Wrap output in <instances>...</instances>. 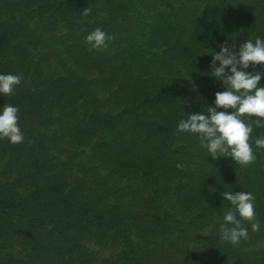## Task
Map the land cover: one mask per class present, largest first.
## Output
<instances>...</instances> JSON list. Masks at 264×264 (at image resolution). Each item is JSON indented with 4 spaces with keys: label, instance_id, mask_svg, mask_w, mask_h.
<instances>
[{
    "label": "rangeland",
    "instance_id": "obj_1",
    "mask_svg": "<svg viewBox=\"0 0 264 264\" xmlns=\"http://www.w3.org/2000/svg\"><path fill=\"white\" fill-rule=\"evenodd\" d=\"M255 1L55 0L66 4L56 9L41 0L32 5L0 0V74L23 77L14 94H0V99L19 108L25 137L15 145L0 139V264H15L16 258L48 264L47 254L54 257L51 264H130L135 257L146 259L145 264H221L211 237L224 215L199 189L204 179L224 191L254 193L260 231L245 222L247 240L232 245L222 239L221 244L245 264H264L261 182H247L229 157L213 159L192 133L168 142L141 140L132 154L101 149L103 143L135 137V119L120 118L127 105L116 81L127 75L107 78L116 55L136 49L148 61L166 54L173 67L153 70L154 77L177 87L173 93L181 107L206 115L205 109L215 106V93L227 90L211 75L213 55L225 42L236 46L234 36L209 37L208 32L226 20L225 6L245 15L255 11ZM85 8L90 15H82ZM198 19L208 26L197 30ZM255 25L248 27L255 33L251 39H264V27L257 31L263 24ZM97 27L115 37L107 50H91L85 42ZM175 47L182 48L180 53H173ZM179 58L198 62L201 70ZM245 71L264 69L257 65ZM135 105L143 115L149 111L147 103ZM95 111L105 113L107 123L94 118ZM113 117L119 118L108 119ZM142 159L157 163L144 168L138 163ZM256 160L264 174L263 151ZM177 164L195 180L185 200L178 189L186 181L174 173ZM43 209L66 212L71 219L59 227L43 223Z\"/></svg>",
    "mask_w": 264,
    "mask_h": 264
},
{
    "label": "clouds",
    "instance_id": "obj_2",
    "mask_svg": "<svg viewBox=\"0 0 264 264\" xmlns=\"http://www.w3.org/2000/svg\"><path fill=\"white\" fill-rule=\"evenodd\" d=\"M91 11L85 8L82 15L88 16ZM114 39V36L97 27L85 37V42L91 46V50L104 51ZM257 65L264 67V39L256 38L255 42L247 40L238 51L235 44L231 47L227 42L222 44L219 53L213 55L211 75L222 81L227 90L215 93V106L207 107L206 115L190 113L187 119L181 120L177 132L197 135L201 147L213 159L226 156L242 167L253 164L257 158L254 147L264 149V135L254 134L256 129L264 128V86H260L264 72L245 70L249 67L255 69ZM226 69L230 70V75ZM22 79V75L0 74V94H14ZM221 108L224 111H218ZM228 109H232L231 113ZM18 113L19 108L10 104H5L0 112V139L6 138L13 145L25 140L19 127ZM248 120L253 122H246ZM184 167L177 164V168ZM221 195L232 205L220 225L224 241L238 245L242 240H247L249 232L244 227L245 222L250 224L253 232L260 231L254 193L224 191Z\"/></svg>",
    "mask_w": 264,
    "mask_h": 264
},
{
    "label": "trees",
    "instance_id": "obj_3",
    "mask_svg": "<svg viewBox=\"0 0 264 264\" xmlns=\"http://www.w3.org/2000/svg\"><path fill=\"white\" fill-rule=\"evenodd\" d=\"M46 1L47 5H50L51 7H54L56 9H60L66 4L64 2L56 3L53 0H41V2ZM34 3V0H29V5H32ZM65 4V5H64ZM250 4V3H249ZM253 6L252 15L247 14V12L242 14V12L238 11L236 8H233V11H228L227 6H225L224 13L226 15V20L219 23V28H217L214 32L209 30L208 36L209 37H220L218 35H226L227 37L232 35L234 36V42L236 43V46H240L247 40H252L253 35L255 33H252L249 31L248 27H252L255 29L257 22L258 24L262 23L263 26L260 30H257L258 32L263 31L264 27V0H256L251 4ZM262 6V8H261ZM256 13H260L259 15L262 17H255ZM191 13H186L184 15L185 18H188V16ZM243 20V21H242ZM198 25H200L197 30H200L206 28L208 24H205L201 21V19H198ZM218 27V26H217ZM253 42L255 40H252ZM135 51L122 53L120 55H116L114 57L115 65H110V69L112 70L109 72L110 74L107 75V78L109 81L113 80V74L116 75V78H118V74L127 75L126 78H118L117 79V85L119 89H121L120 98L123 99L125 104L127 105V108L122 112L120 115V118H126V117H133L135 119V122L132 125V129L134 130V135L132 141L130 142H121V143H103L101 145V149L105 152H115L118 151L120 154L121 152H128V154H132L136 152V149L139 148V144L141 143V140H160L162 142H168L170 140L175 139L177 135H186L189 134L188 132H177V126L181 120H185L188 118L189 114L192 112L187 109L183 108L179 105L178 102V96L173 93V88H177L175 86H170L167 84V82L164 79L155 78L153 75V70L159 69L163 70L168 67H173L174 60L170 59L166 62L167 57L166 54L162 55V57H157L156 60H148L145 61V59L141 58L138 54V50L133 49ZM181 49H177L176 47L173 48V53H180L179 51ZM184 50L189 51L191 55H194V53L190 49V45H185ZM170 58V57H169ZM179 60H186V62L192 67L197 70H201L200 64L196 61H192L190 58L183 59L179 58ZM124 62L123 65H118L121 62ZM113 63V62H112ZM117 65V66H116ZM112 66V68H111ZM260 66V65H259ZM262 69L264 67L260 66ZM122 71V72H121ZM264 86V84L262 85ZM22 94L16 95V100L18 97L22 96ZM23 101H26L24 97H21ZM126 100L128 102H126ZM10 101V100H9ZM18 102V101H17ZM147 103L149 111L145 113V115L141 114V112L138 110V107L135 105V103ZM8 100H2L0 99V108L2 109L5 104H8ZM150 112H153L151 115ZM106 114L100 111H95L94 118H97L101 123H107L106 122ZM119 118V117H117ZM116 117L108 118L111 120L117 119ZM256 136L264 135V128L256 129L255 133ZM254 147V145H253ZM255 154L259 155L257 157H260V152L264 149H255ZM233 165L235 166L238 174L244 178L247 179V182H250L251 184L258 185L260 182V189L262 195L259 196L258 199V212L259 216L264 223V182L263 180V171L262 166L263 164L261 162H257V160L247 166L242 167L239 164H236L231 157H229ZM140 165H144V168L151 166L157 161L149 159L138 162ZM134 168V167H133ZM133 168H130L133 169ZM143 168V169H144ZM130 170H123V171H130ZM174 173L177 174L179 178L186 181L185 185H182L178 191L181 192L182 198L184 196V200L188 198V193L190 189L195 188V180L192 178L190 171L187 168H175ZM187 176V177H186ZM199 185V186H198ZM196 186L199 187L200 190L205 191L206 196H208V201H212L216 204V208L221 214H225L228 210L231 209L232 205L226 203L223 200V196L221 195L224 192V189L221 185H212L210 182L206 181L204 179L201 184H198ZM188 188H190L188 190ZM188 190V191H187ZM201 197V196H200ZM200 197L197 198V201L199 202ZM38 211V210H37ZM44 214L43 216V223H50L54 225L55 227H59L61 222L66 221L68 218L66 212L59 211V214L56 213L54 210L53 212L45 211V209L41 210ZM89 212V210H87ZM239 218V217H238ZM221 225V224H220ZM220 225H217V231L215 234L211 237V246L215 251V254L222 258L220 260L221 264H245L244 262L237 260L233 257V253L231 250L227 249L221 244L222 241V233L220 231ZM231 227V225H228ZM72 228V227H71ZM48 256H45V260L48 261V264L53 263L54 257L47 254ZM26 259V258H25ZM24 258H16L14 263L15 264H28L30 260H25ZM146 259L135 257L132 259L130 264H145ZM134 262V263H133ZM264 263V260H263ZM191 264H197L195 262Z\"/></svg>",
    "mask_w": 264,
    "mask_h": 264
}]
</instances>
